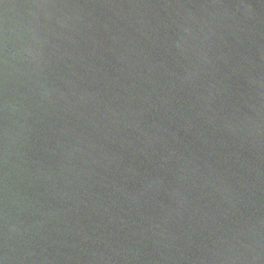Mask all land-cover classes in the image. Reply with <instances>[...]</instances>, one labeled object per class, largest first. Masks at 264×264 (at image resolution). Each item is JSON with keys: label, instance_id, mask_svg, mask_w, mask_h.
<instances>
[{"label": "water", "instance_id": "1", "mask_svg": "<svg viewBox=\"0 0 264 264\" xmlns=\"http://www.w3.org/2000/svg\"><path fill=\"white\" fill-rule=\"evenodd\" d=\"M0 264H264V0H0Z\"/></svg>", "mask_w": 264, "mask_h": 264}]
</instances>
